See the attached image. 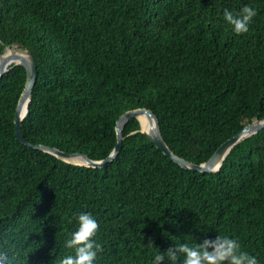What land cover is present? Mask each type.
Segmentation results:
<instances>
[{
	"label": "trees",
	"instance_id": "obj_1",
	"mask_svg": "<svg viewBox=\"0 0 264 264\" xmlns=\"http://www.w3.org/2000/svg\"><path fill=\"white\" fill-rule=\"evenodd\" d=\"M245 4L256 15L236 35L223 10ZM15 42L38 62L22 125L34 144L103 159L120 115L146 107L172 150L200 164L264 118V0H0L1 51ZM26 77L15 65L0 79V250L15 264H59L82 211L99 225L95 264H151L159 250L216 235L264 264V129L219 171L201 172L166 155L134 117L115 160L82 166L17 136Z\"/></svg>",
	"mask_w": 264,
	"mask_h": 264
},
{
	"label": "water",
	"instance_id": "obj_2",
	"mask_svg": "<svg viewBox=\"0 0 264 264\" xmlns=\"http://www.w3.org/2000/svg\"><path fill=\"white\" fill-rule=\"evenodd\" d=\"M15 65L24 66L27 73L26 83L15 112L14 121L17 136L21 142L27 146L49 152L59 158L78 165L97 168L104 167L107 163L115 160L123 148L124 128L134 117L138 118L141 122V131L166 155L170 156L182 168L201 172L219 171L227 156L237 144L264 129V118L255 119L247 124L238 134L222 143L206 162L198 164L180 156L172 150L162 134L159 117L152 109L138 107L125 111L118 118L116 123L117 143L111 153L103 159H92L86 153L67 152L60 148L45 144H34L24 137L22 125L29 111L33 89L38 79V62L32 50L19 47L18 43L15 42L3 52L0 49V79ZM142 116L148 121V125L145 128L141 121Z\"/></svg>",
	"mask_w": 264,
	"mask_h": 264
},
{
	"label": "clouds",
	"instance_id": "obj_3",
	"mask_svg": "<svg viewBox=\"0 0 264 264\" xmlns=\"http://www.w3.org/2000/svg\"><path fill=\"white\" fill-rule=\"evenodd\" d=\"M255 15L256 9L248 4L235 13L226 8L223 10V19L236 35L248 32ZM74 219L75 230L63 241V247L70 252L60 258L59 264H95L98 254L103 251L102 245L94 239L98 221L86 211L74 214ZM178 257L182 258V264H259L255 254L242 250L238 240L228 235L206 237L199 243H176L174 247L155 252L151 264H161L166 259L177 264ZM0 264H15V258L0 250Z\"/></svg>",
	"mask_w": 264,
	"mask_h": 264
},
{
	"label": "bare ground",
	"instance_id": "obj_4",
	"mask_svg": "<svg viewBox=\"0 0 264 264\" xmlns=\"http://www.w3.org/2000/svg\"><path fill=\"white\" fill-rule=\"evenodd\" d=\"M141 121L143 123L144 128L147 127L148 121H147V119L144 116L141 117Z\"/></svg>",
	"mask_w": 264,
	"mask_h": 264
}]
</instances>
